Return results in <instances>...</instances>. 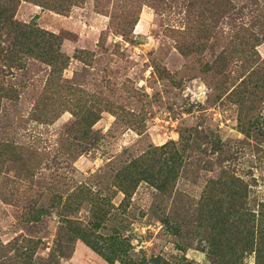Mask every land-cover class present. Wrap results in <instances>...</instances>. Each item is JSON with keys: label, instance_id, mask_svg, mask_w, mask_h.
<instances>
[{"label": "rangeland", "instance_id": "374dc122", "mask_svg": "<svg viewBox=\"0 0 264 264\" xmlns=\"http://www.w3.org/2000/svg\"><path fill=\"white\" fill-rule=\"evenodd\" d=\"M0 264H264V0H0Z\"/></svg>", "mask_w": 264, "mask_h": 264}]
</instances>
